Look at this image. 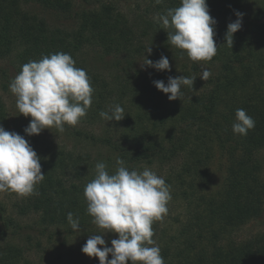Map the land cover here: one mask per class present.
<instances>
[{
	"label": "trees",
	"instance_id": "trees-1",
	"mask_svg": "<svg viewBox=\"0 0 264 264\" xmlns=\"http://www.w3.org/2000/svg\"><path fill=\"white\" fill-rule=\"evenodd\" d=\"M24 1L0 0V56L18 50L16 56L23 66L45 55L70 54L75 66L86 71L94 88L92 105L80 120L104 119L101 111H109L119 91L121 98L127 94L126 89L132 91L131 113L127 112L120 121L111 120L125 126V130L118 131L117 136L106 132L97 137L109 153L122 159L129 170L158 160H179V166L172 169L166 182L179 199L187 202V216L178 219L175 231L162 238L159 248L164 260L168 264H264V232L242 241L231 238L234 231L264 212V178L255 153L264 150V0L247 12L242 27L233 35L232 48L225 39L227 25L235 21L236 12H244L249 4L240 3L237 7L241 11L235 7L221 17L215 16L212 0H207L210 15L217 21L214 40L218 50L206 62L216 65L217 70L204 93H195L196 80L193 87H182V100H169L170 94L158 90L153 83L162 80L159 74L138 65L147 47L124 14L112 5L76 12L77 25L66 30L51 29L43 17L23 7ZM32 1L66 12L71 5V0ZM148 1L163 15L181 4V0H161L159 4ZM88 49L116 60L125 77L116 78L113 83L104 78L82 58ZM180 75L193 77L188 71L171 74ZM238 108L255 120L254 129L246 136L232 131ZM5 115L0 97V124ZM20 135L43 157L39 139L24 132ZM217 150L228 159L224 186L216 192L204 191L208 188L209 164ZM66 162L62 153L40 159L45 178L35 186L24 213L39 212L44 224H68L67 214L71 212L74 219L79 218L80 228H85L92 221L80 198L85 188L66 187ZM72 165L78 167L80 162L72 157ZM116 169L110 166L107 171L113 174ZM152 228L155 238L157 221ZM22 256L23 248L17 244L0 248V264H20Z\"/></svg>",
	"mask_w": 264,
	"mask_h": 264
},
{
	"label": "clouds",
	"instance_id": "clouds-1",
	"mask_svg": "<svg viewBox=\"0 0 264 264\" xmlns=\"http://www.w3.org/2000/svg\"><path fill=\"white\" fill-rule=\"evenodd\" d=\"M157 4L161 0H155ZM237 19L227 25L226 43L232 48L233 35L242 27L243 13L236 12ZM163 29L171 28L168 40L172 46L186 50L192 61H210L217 54L214 40L217 21L210 15L207 0H181L179 7L170 8L158 17ZM151 54L149 47L146 51ZM152 67L157 71H171L166 56L152 61L146 57L141 68ZM211 76L204 69L199 76L207 81ZM196 77L183 75L153 81L155 87L168 95L169 100H182V87H193ZM9 89L16 97L19 114L30 116L24 128L28 136L38 135L44 129L55 128L59 132L65 125L75 126L87 114L92 105L94 88L85 70L75 66L73 57L64 52L31 60L11 80ZM234 134L246 136L255 127V120L246 110H236ZM106 121H120L124 109L113 105L109 111H101ZM40 157L24 136L7 131L0 125V192L13 191L20 196L34 194L35 186L44 180ZM113 174L107 171L105 162L95 165V178L84 189L87 212L102 234L89 236L81 251L89 257H98L99 264H165L159 246L153 240L152 224L168 213L171 200L170 186L163 177L149 168L142 171L129 170L122 159H117ZM67 219L74 231L80 229L79 218L73 213ZM115 233L117 238L107 246L106 233ZM103 246V247H98ZM111 254V259H109Z\"/></svg>",
	"mask_w": 264,
	"mask_h": 264
},
{
	"label": "rangeland",
	"instance_id": "rangeland-1",
	"mask_svg": "<svg viewBox=\"0 0 264 264\" xmlns=\"http://www.w3.org/2000/svg\"><path fill=\"white\" fill-rule=\"evenodd\" d=\"M260 1L263 0H212L211 9L215 12V16L222 17L232 12L235 7L241 11L242 8L237 7L240 3L242 5L249 4L248 8L242 12L243 24L247 12H250L251 7ZM103 5H112L115 10L122 12L129 24L141 36L142 42L147 49L151 47V54L146 53L139 60V66L145 61L146 57L156 61L163 55L169 59L171 71H157L147 66L146 68L149 70L154 69L164 82L168 80V76H171V74H181L188 71L193 77H196V94L204 93L210 88L211 78L215 74L217 66L206 61H192L188 57L186 50L172 46L168 40V33L173 30L171 28L163 29L162 22H158V17L163 15V13L156 9L155 4L148 0H71L70 10L67 12L46 8L32 0L23 2V7L26 10L35 12L43 17L51 29L60 28L66 30H71L77 25L76 12L98 9ZM17 52L18 50H14L10 54H6L3 57L0 56V97L4 102L6 112L5 120L0 125L7 131H15L21 134L29 124L31 117L19 114L16 107V97L9 89L11 80L22 70V66L16 56ZM82 58L88 62L91 68L112 83L116 78L119 80L121 76L125 77L124 71L116 64V60L110 57H103L101 53L94 49L86 50ZM204 69H208L211 72V76L207 81L199 77ZM262 72H264V69ZM262 78H264V75ZM133 79L136 82V77ZM135 84L137 85L138 83ZM126 92L127 94L123 95L125 96L123 98H121L122 94L120 91L118 93L119 97L116 95L113 98L114 101L115 99L117 100V104L123 105L125 114L127 112L131 113L130 104L133 105L132 91L130 92V90L126 89ZM116 102L114 105H116ZM122 130H125V126L113 121H106L100 118L92 119V121L82 119L75 126L65 125L63 132H59L55 128H46L40 134L30 137L39 139L40 154L43 157L45 155L47 157L54 154L59 155L60 153L66 156V164L69 166L66 167L64 173V182L66 187L72 190V185L84 186L85 188L87 183L95 178V165L98 162H105L107 170L110 166L113 168L118 167L117 159L119 158L109 153L108 148L97 137L106 132H113L117 136L119 134L118 131ZM77 131L82 133L79 134ZM85 132H88V134L92 133L96 137L93 139L87 136ZM255 153L261 164V174L264 178V150L261 149ZM72 157L77 162H80L78 167H72L74 166L72 165ZM178 166L179 160L174 159L167 162L158 160L150 164H142L137 171L149 168L166 181L168 174L173 168ZM227 168V156L217 150L214 159L209 164L208 188L204 191L216 192L223 188L227 176ZM80 169H84V171L78 172ZM166 184L170 186L168 182ZM170 194L171 200L167 204L168 213L162 220L157 221L158 230L155 238H153L157 246L160 243L162 244L164 235L169 236L175 231L177 220H183L187 216V202L179 199L174 194V189L171 186ZM30 196L22 197L13 191L0 192V248L8 244L21 246L23 248V256L20 264H99L98 257H89L81 251L89 236L104 232L103 229L93 223V217L91 218V225L85 228L81 227L78 231L72 230L69 223L44 224L39 212L29 210L24 213ZM80 198L87 205L84 190L80 193ZM261 232H264V212L260 217L252 219L242 225L237 231H234L231 238L242 241ZM103 238L106 240L107 246L111 247V240L117 238V234L109 232ZM108 258L111 259V254H109ZM164 262L168 264L166 260ZM128 264H131V262L129 261Z\"/></svg>",
	"mask_w": 264,
	"mask_h": 264
}]
</instances>
